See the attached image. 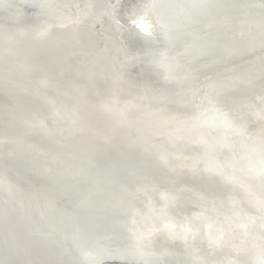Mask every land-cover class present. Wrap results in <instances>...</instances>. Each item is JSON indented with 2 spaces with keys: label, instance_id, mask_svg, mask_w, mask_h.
<instances>
[{
  "label": "bare ground",
  "instance_id": "1",
  "mask_svg": "<svg viewBox=\"0 0 264 264\" xmlns=\"http://www.w3.org/2000/svg\"><path fill=\"white\" fill-rule=\"evenodd\" d=\"M123 2L108 0L84 49L74 46L92 15L89 0H35L40 21L20 13L8 30L0 163L6 176L30 180L0 177L1 190L25 194L22 207L44 218L52 211L44 201L62 190L71 223L55 233L16 231L39 236L35 255L13 250L14 230L0 222L2 251L28 264L39 251V264H264V0ZM59 29L72 33L62 56L75 61L65 69L52 63L27 78L3 61L10 52L14 63H32L27 46ZM101 63L105 88L93 73ZM123 70L140 80L127 86ZM113 174L123 183L106 198L100 192ZM99 203L100 213H114L100 233ZM79 218L89 234L77 230ZM65 234L71 253L61 249Z\"/></svg>",
  "mask_w": 264,
  "mask_h": 264
},
{
  "label": "water",
  "instance_id": "2",
  "mask_svg": "<svg viewBox=\"0 0 264 264\" xmlns=\"http://www.w3.org/2000/svg\"><path fill=\"white\" fill-rule=\"evenodd\" d=\"M34 1L35 0H26V1L25 0H0V5H3V8L6 7L5 9H8L7 12L5 11V13L0 17V25L5 24V27L3 29L0 28V51L2 50V48L5 49L7 47L6 46L7 43L10 40H12L11 39L12 36L9 35L8 30L9 28L12 30L14 29V24L17 22L14 20L17 18L19 19L20 13L21 14L26 13L29 16H31L32 22L40 21V19L42 18L41 16L42 13H41L40 8L34 3ZM84 1H85V4L88 2V0H84ZM89 1L90 3L88 6L91 9L90 12L92 13V15L89 18H86L85 21H83L82 24L80 25L81 28L78 34L79 43L76 46H74V47H78L79 49L83 46L84 41L86 40V37L87 38L89 37V34H90L89 32L91 31V23L97 19H99V22L101 20L103 21L104 15L108 9V0H89ZM122 1L123 0H121V2ZM128 1L129 0H124L123 3L126 4L128 3ZM21 18L22 17L20 16V21H21ZM129 21H130L129 24L131 26L135 24V22H132L131 20ZM106 32H110V30L107 29ZM69 34L72 35V33H70L67 29H59L56 31H52V33L50 34V39H48V41L46 42L43 41V43L41 44H36L30 47L27 46V50L29 51L31 55H33L32 63L29 62L28 64H26V61H24L25 59H23V56H21L18 59H15V63H14L13 54L10 52L6 54L7 56L2 55L3 61L7 62L8 60L10 63L14 64L15 66L12 65V67L13 69L14 67H16L14 69L15 72H17L16 74L25 72V75L27 78L29 75L28 72L30 74L40 75L37 72L38 69L42 66H47L49 64L50 66H52L51 65L52 63H54V65H56L60 69H63V68L65 69L69 65V63H73L75 61V60L66 61V62L63 61L64 59H63L62 54L68 51L69 44H70V38H72V37H69ZM125 36L131 39L132 45L134 46L135 50L138 48L139 49L142 48L141 47L142 42L140 41V39H136L132 37L133 35H130L128 33ZM82 49L84 48L82 47ZM5 67L2 70L6 71ZM4 71L0 72V91L4 87L5 81H8V79L12 78V75H11L12 69L9 71V74L8 73L5 74ZM107 71H108L107 66L101 63V65L99 64L97 68H95V71L93 72L95 80L97 81V83H99V88H102V87L105 88L106 85H108L109 78L107 77L108 75ZM121 72L123 75V80H126L125 84L127 86L130 85V87H133L134 84H136L137 81L140 80V77H138V75L134 73L135 72L134 70L133 71L123 70ZM151 75H148V76L145 75L144 77L148 80H153L154 77L153 75L152 76ZM3 119H6V118L3 117ZM6 123H9V121L7 120L6 122V121L1 120L0 128H4ZM2 170H4L3 164L0 163V177H6L5 181L7 183L9 181L11 184L12 182L9 178L13 180V177L15 178L16 182L23 183L25 181V180L23 181V179L19 181L20 175H16L14 173L12 174L8 173L6 176L5 172ZM22 173H24L25 175L27 173L29 175L32 174V173L27 172L26 169L25 171H22ZM28 180H30V178ZM28 180H26L25 183L28 182ZM106 180H107L106 186H104V188L102 189V192H100L103 196L105 195L104 197L110 196L111 193L113 194L117 192L116 190L120 189L123 183V180L118 179L117 176H115L114 174L112 176L111 175L107 176ZM4 186L5 185H3V183H0V222H3V229L5 232L9 230L11 231L14 230L12 239L14 240V242H16V247H14L13 250H17V248H20V249H25L26 251L31 252V254H35L32 252L31 246H33L35 242H37V239L39 238V236L34 235V234L33 235L24 234L25 236L23 234L17 235L16 231L18 232L21 230H28V227L31 229H36V230H38V228L44 227L48 229L50 228V230L54 231L55 233L56 230H60L65 227L64 222L71 223L69 219L67 220L66 218L67 215H63V213L67 210V207L70 206L69 204L70 202H68V200H66V197L63 196L62 190H59V191L53 190L56 193L60 192L61 194L60 193H59L60 195L56 193L52 194L49 197V199L44 201L46 205V210L47 209L52 210V211H49V218H44L43 216L41 217L40 215H38V213H36L35 211L33 210L28 211L22 207L21 203H27V202L19 200V197L20 198L24 197L25 199H27L25 194L20 195L19 193L16 192L15 193L16 197L20 195L18 199H16L15 197H13V199H10V194L7 193L6 195V192H3L1 190L2 188H4ZM6 196H7V200H4L3 197H6ZM101 205L102 203H99V206H98L99 207V233L106 231V228L104 226H106L110 230L109 227H111V223H113L112 219H114V215H113L114 213L112 211L109 212L108 209L106 210L107 215H103L102 213H100V211L102 212L105 211L104 207H102ZM54 212L56 214H54ZM13 213H16L15 217H13V219L15 218V221L11 219V215ZM84 221H85L84 218H79V221L77 222L74 221L75 226H77L78 228L77 230L82 231L81 232V234L83 233L82 235H84V232H86L87 234L91 232L88 229L84 228V225H83ZM91 221H94V220H91ZM8 223H10V225ZM18 233H21V232H18ZM52 237H58V236L55 235ZM60 237L62 238V243H61L62 248L61 249H63L65 253H71L72 250H71V245L69 244V241L71 240L72 236L65 234V235H61ZM4 248L5 247L0 245V263L1 264H28L23 259L18 258L17 260H15L9 255H6L2 251ZM14 253L18 254V252L16 251ZM73 258H76V257H73ZM43 259H44L43 255L39 251V255H37L34 259H32V261H33V264H39V262L41 260L43 261ZM112 260L111 259L104 260V263H107V262L117 263V261H112ZM123 262H126L125 264H131L130 261H123ZM79 263H80L79 259H76V264H79Z\"/></svg>",
  "mask_w": 264,
  "mask_h": 264
}]
</instances>
